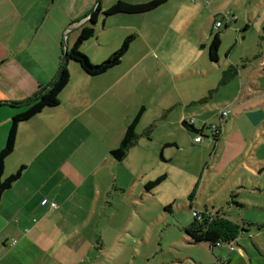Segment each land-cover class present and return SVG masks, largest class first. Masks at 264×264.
Here are the masks:
<instances>
[{
	"label": "crops",
	"instance_id": "obj_1",
	"mask_svg": "<svg viewBox=\"0 0 264 264\" xmlns=\"http://www.w3.org/2000/svg\"><path fill=\"white\" fill-rule=\"evenodd\" d=\"M98 5L101 12L96 21L100 23V15L107 8L102 7L99 0H0V149L6 145L13 116L26 109L24 103L12 102L27 101L54 80L66 49L73 47L82 29L90 25V13ZM214 16L207 13L205 24L201 26L198 21V26L210 30L217 20L216 13ZM223 20L228 22L226 18ZM146 29L140 28L134 33L136 38L150 45L143 57L158 51V62L155 64L153 59V64L156 69L161 66L159 71L164 80L180 79L183 75L181 61L187 59L184 57L189 46L186 38L181 35L169 38L166 28L155 43ZM116 48L114 45L105 55L109 57ZM257 58L255 61L242 59L241 64L231 60L228 64V68L236 65L240 80L235 93L224 101L225 108H231V115L225 120L224 124L229 123L219 137L211 130L206 131L211 125L219 124L217 109L215 113L207 108L215 97L213 93L223 84H217L220 73L217 67L214 74L205 76L201 83L199 89L204 93L199 91L187 96L175 82L165 89L161 77L156 80L155 92L145 97L135 86L124 83L127 74L107 73L110 69L93 76L75 63L70 65L71 79L60 94V103L19 123L15 148L6 158L4 179L23 169L20 177L3 192L0 201V264H82L88 256L94 258L90 264H110L109 255L113 252L129 248V242L138 246L140 240L129 232L137 214L126 200L134 198L139 181H151L167 172L146 170L154 163V151L150 157L146 151L133 153L135 145L132 146L127 157L129 160L136 156L137 163L130 164L128 169L124 168L127 158L116 160L111 151L120 145L142 106L145 112L138 125L146 119L149 110L153 111L147 103L149 98L161 104L158 113H164L163 116L172 110L182 131V134L170 132L158 137L156 144L163 157L172 159L173 153L166 154V149L176 147L180 151L188 135L193 143L208 148L221 146V151L237 138L249 139L236 129H240L242 123L255 130L264 125V56ZM150 81L145 86L148 87ZM196 111L205 114L200 126H197ZM211 117L215 120L209 121ZM168 124L173 126L171 121L162 126ZM188 124L198 130L204 128L203 141H194L195 134ZM228 131L232 133L225 135ZM138 161L142 166L141 175ZM213 162L210 157L204 166L213 171ZM241 177L236 175V180ZM46 198L58 206L44 204ZM183 220L186 234L182 236L183 242L198 244L191 243L186 232L194 219ZM219 246H209L213 256L208 253L210 257L204 260L199 256L201 249L183 246L184 250H175L166 264H223L224 261L249 264L240 245L232 250L236 251L233 259L225 248L216 251ZM256 247L263 256L261 245L257 243ZM134 251L137 255L145 253V258L152 255L144 245ZM251 262L256 264L253 258Z\"/></svg>",
	"mask_w": 264,
	"mask_h": 264
},
{
	"label": "rangeland",
	"instance_id": "obj_2",
	"mask_svg": "<svg viewBox=\"0 0 264 264\" xmlns=\"http://www.w3.org/2000/svg\"><path fill=\"white\" fill-rule=\"evenodd\" d=\"M99 1L102 7L108 8L117 0ZM133 1L145 2L148 0H132L130 2ZM206 2H210L209 5ZM188 11L193 14L188 15ZM146 13L148 14L100 15V23L96 21L92 24L90 22V25L95 26L96 34L87 39L80 47L82 52L89 56L91 63L96 65L108 58L105 54L114 45L119 48L126 36L134 34L140 28L142 30L147 28L148 33L155 38L154 42L166 31V28L169 38L171 35L185 37L189 46L184 57L187 59L181 61L183 75L180 76V79L164 80L163 74L159 71L161 66L156 69V65L153 64V59L155 64L158 62L156 58L158 51H153V54L151 51L149 56L143 57L150 45L139 37H135L132 41L121 63L110 68L111 70L109 69L110 71L107 72L118 75L127 74L124 83L135 86L136 90L145 97L148 94L151 97V94L155 92L156 80L161 77L163 88L168 89L175 82L178 83L180 92L188 96L202 91L199 87L206 78L205 76L211 77L216 71V67L220 71L216 78L218 84L223 75L222 71L228 68L231 60L241 64L242 59L255 61L258 56H264V25H262L264 0H168L158 8ZM178 13H181L180 17L177 16ZM207 13L213 17L216 13L217 19L226 15L229 23L223 20V25L219 30L214 27L210 30L206 27H199L198 21L203 26ZM127 25L131 27H127ZM105 28L107 30H104ZM217 31L220 32L222 42L218 50L219 60L212 61L209 49L213 33ZM120 32L123 34L120 35ZM155 43L150 44L154 46ZM74 63L79 65L74 60H70L68 68L70 65H75ZM185 76L186 79H184ZM149 79L151 81L147 87L145 84ZM238 79L240 80V77L236 74L234 79L224 85H219V89L213 93L215 97L207 108L213 112L217 109V123H221L220 113L225 109L226 97L232 96L239 86ZM209 92L204 96H207ZM147 103L149 107H153V111L149 110L146 119L136 128L137 142L139 141V143L136 142L133 153L146 151L152 157L151 151H154L156 153L154 163L146 167V170L162 169L167 174L162 173L166 175L165 179L151 190L145 188V183L148 180L144 183H142L143 180L139 181L134 198L126 200V203L132 206L137 214L129 232L140 240V244L136 246L129 242V248H121L122 250L109 255V263L166 264V261L173 257L175 250L180 252L184 250L183 246L188 249L191 247L201 249V255H199L201 260L210 257L207 255L208 253L213 256V252L207 244L203 242L190 244L182 240V236L186 235L183 229V219L189 217L194 219L192 208H199L198 210L201 211L206 209L213 213L222 211L249 230L241 232L238 240L233 241V245L237 248L240 245L246 255L247 263L252 264L251 258L255 260L256 264L264 263V255L261 256L256 247L258 243L264 249V226L261 227L264 225V125L255 130L249 127V124L242 123L240 129L236 130H241L242 134L249 139L240 140L237 138L234 143L226 144L222 151L220 150L221 146L208 148L201 143H193L188 135L187 143L181 144L183 148L180 151L176 147L166 149V154L173 153L172 159L165 156L163 158L158 152L159 148L156 144L158 137L170 132L182 134V131L177 125V118L174 117L172 110L163 116L164 113H158V107H161V104L155 98H149ZM196 112L197 126H200L201 121L205 119V114ZM214 120L215 118L211 117L209 121ZM168 121L173 122V126L170 124L162 126ZM226 123L223 124V128L227 125ZM148 128H151L150 134L147 133ZM167 129H169L168 132ZM206 131H210V129L207 128ZM229 133L232 132L228 131L225 135ZM210 157L214 160L213 171H209V168L204 166ZM126 158L125 165L123 164L124 168L128 169L130 164L137 163L136 156H132L129 160L127 156ZM138 164L140 166L137 169L141 175L142 166L139 161ZM212 173H214L213 177H211ZM236 175L242 176L239 181L236 180ZM194 191H196L195 196L191 199L190 196ZM167 206L170 207L167 209ZM142 245H144V249L146 248L148 252L152 253L151 257L145 258V253L136 254L134 250ZM222 248H225L230 258L233 259V254L236 251H232L229 244L217 247L216 251ZM93 259V256H88L82 264H90ZM215 261L217 259H214ZM200 264L203 263L200 262Z\"/></svg>",
	"mask_w": 264,
	"mask_h": 264
},
{
	"label": "trees",
	"instance_id": "obj_3",
	"mask_svg": "<svg viewBox=\"0 0 264 264\" xmlns=\"http://www.w3.org/2000/svg\"><path fill=\"white\" fill-rule=\"evenodd\" d=\"M167 1L168 0H148L145 2H130L127 0H117L109 8L103 11V14L113 15L117 13H146L158 8ZM100 12V6L98 5L97 8L93 11V14L90 18V22L92 24L96 23L97 16ZM94 35L95 28L93 25H89L83 28L75 45L69 50L66 49L63 57V62L60 66V70L57 76L54 78L55 80H53L45 88H42V90H40L37 94H35V96L28 99L26 102H12V104L24 103L26 105V109L13 116L6 145L4 146V148L0 149V201L3 192L20 177L23 169H19L17 172L4 179L6 158L11 155L15 148L18 125L20 122L32 118L43 109L55 107L60 103V94L71 79V73L68 68L70 60H74L75 62H77L79 66L89 75H101L107 72L110 68L121 63L123 56L128 52L132 41L136 37L135 34H130L124 39L122 45L117 50H115L107 59L94 65L91 63L89 56L86 53L82 52V50L80 49L83 43ZM221 42L222 39L220 32L217 31L213 33L209 49V56L212 61L219 60L218 50L220 48ZM236 74V67L230 66L229 68L224 70L220 82L225 84ZM144 112L145 106H142L135 114L132 122L126 129L125 136L120 145L111 151L113 157L116 160H124L128 155L130 148L136 144L138 139L136 128ZM188 126H190L191 132L195 135H204V128L198 130L190 124H188ZM150 130L151 128L147 129L148 134H150ZM165 177L166 175L163 174L154 180L148 181L145 185V188L147 190H151L161 181H163ZM195 192L196 191H194L190 196L191 199L194 198ZM169 207L170 206H167V209ZM194 209L195 208H192V210ZM201 212H203L202 218L198 219L194 216L193 223L186 229V232L189 236V241L191 243L206 242L211 248H214L223 243L235 241L239 237L241 232L249 231L245 227L241 226L236 221L228 217L222 211L213 213L205 210ZM226 263V261L223 262V264Z\"/></svg>",
	"mask_w": 264,
	"mask_h": 264
},
{
	"label": "built area",
	"instance_id": "obj_4",
	"mask_svg": "<svg viewBox=\"0 0 264 264\" xmlns=\"http://www.w3.org/2000/svg\"><path fill=\"white\" fill-rule=\"evenodd\" d=\"M226 18V15H224L221 19H217L215 21V24H214V28L216 29H219L222 25H223V19ZM231 20V19H230ZM231 113V108H225L223 111H221V123L219 124H213L210 126V130L212 132V134L215 136V137H219L221 134H222V131H223V124H224V120H226V118L230 115ZM203 135L202 134H197L195 135V138H194V141L195 142H201L203 141ZM50 203L51 206L53 207H57V203L54 202V201H50L49 199H44L43 200V203L46 204V203ZM193 215L195 217H197L198 219H201L202 216H203V212L197 210V209H194L193 210ZM229 244L231 250L235 249V246L233 245V241L232 242H229L227 243Z\"/></svg>",
	"mask_w": 264,
	"mask_h": 264
},
{
	"label": "water",
	"instance_id": "obj_5",
	"mask_svg": "<svg viewBox=\"0 0 264 264\" xmlns=\"http://www.w3.org/2000/svg\"><path fill=\"white\" fill-rule=\"evenodd\" d=\"M93 13H90V16H92ZM55 80V79H54Z\"/></svg>",
	"mask_w": 264,
	"mask_h": 264
}]
</instances>
